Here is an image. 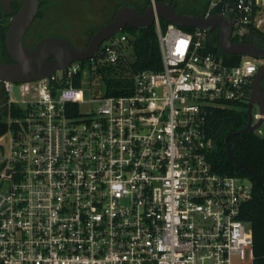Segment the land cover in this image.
<instances>
[{"label": "built area", "instance_id": "2783aa9c", "mask_svg": "<svg viewBox=\"0 0 264 264\" xmlns=\"http://www.w3.org/2000/svg\"><path fill=\"white\" fill-rule=\"evenodd\" d=\"M214 13L231 17L234 40L264 34V0H208L203 15ZM154 24L162 67L131 72L124 93L98 91L90 77L133 59L124 29L86 65L2 80L16 114L0 136V264H254L243 218L253 182L213 169L205 121L210 106L249 102L260 64L227 62L204 29ZM80 69L82 86L56 83ZM85 89L98 102L89 113Z\"/></svg>", "mask_w": 264, "mask_h": 264}, {"label": "trees", "instance_id": "16d2710c", "mask_svg": "<svg viewBox=\"0 0 264 264\" xmlns=\"http://www.w3.org/2000/svg\"><path fill=\"white\" fill-rule=\"evenodd\" d=\"M63 1L65 0H41L36 17L43 18L45 15V9L52 10L54 15L60 14ZM168 1L173 4L174 2H177L174 5L176 9L181 12H190L202 15L204 13V8L202 10L188 8L184 6L180 0ZM77 2L80 1L78 0ZM150 2L151 0H145L144 7H140L136 3L132 4L135 5L140 11H143ZM20 3L21 0H14L12 3V10L8 13L4 12L2 14L6 13L8 16L12 15L19 8ZM123 3L127 2H122L121 0L115 2L116 6L112 15L108 17L104 23L113 18L117 8ZM177 4L181 5V7L177 6ZM160 19L162 25L167 24L165 19ZM1 21L4 22V26H2V32L0 36V50L2 55L0 61H13L6 48L4 40L5 33L8 28V17L7 19L3 18ZM98 27L90 29L88 32L89 37L90 33L95 31ZM184 28L187 30L195 29L194 26H187ZM219 31V27H217L214 30L208 32V40L212 50L221 54L227 62L232 64L238 63L241 60L242 55L229 54L221 49L219 43ZM124 32L129 35L130 42L133 46V59L129 61L128 65H126V63L120 62L115 65L98 67V69L91 73L90 76L91 78L96 77V82L93 84L94 87L98 91L103 89L105 94H120L126 92L132 82L131 72L144 68L161 69L162 67L161 48L154 23L142 29L127 25L124 28ZM83 47H85V45ZM86 63L87 59L82 60L83 65H86ZM83 78L84 74L82 69L75 72L71 78H69L66 72L63 71L61 78H59L56 83L60 85L72 84L75 86H82ZM67 107L72 108L77 112L79 109V104L72 102L68 103ZM247 108L248 102L244 101L232 102L231 105L227 106H210L208 108L205 128L208 135L213 140V147L209 151L208 157L213 169L216 171L225 174L247 176L252 180L254 186L253 198L243 209V218L249 221L252 226L255 253L254 264H264V183L251 173H248L242 165L237 163L229 155L226 144V136L230 134L229 141L233 154L247 167L256 171L264 178V134H259L254 130L243 133H233L246 124L248 119ZM8 111H10L13 115L16 114L13 106H8L7 113ZM7 128L8 122L5 120H0V136L7 131Z\"/></svg>", "mask_w": 264, "mask_h": 264}, {"label": "water", "instance_id": "95a60500", "mask_svg": "<svg viewBox=\"0 0 264 264\" xmlns=\"http://www.w3.org/2000/svg\"><path fill=\"white\" fill-rule=\"evenodd\" d=\"M39 7L40 0H21L19 8L9 17L4 40L13 61H0V81L20 82L50 77L75 60L92 57L107 37L127 25L139 29L146 28L154 23L156 16L182 27L194 26L208 32L219 27V43L224 52L264 58V46L257 44L252 37L247 41L232 38V19L229 15L214 13L206 16L181 12L168 0H151L143 11L131 3L121 4L112 19L91 32L88 43L83 48H78L70 38L58 34L43 35L29 47L24 44V37ZM263 78L264 65H261L256 71L249 95L247 122L233 133L255 131L261 125V119L254 121L253 107L257 103L260 112L264 113V91L261 89ZM229 136L230 134L226 136L229 155L248 173L264 183V178L259 173L247 167L233 154Z\"/></svg>", "mask_w": 264, "mask_h": 264}, {"label": "rangeland", "instance_id": "374dc122", "mask_svg": "<svg viewBox=\"0 0 264 264\" xmlns=\"http://www.w3.org/2000/svg\"><path fill=\"white\" fill-rule=\"evenodd\" d=\"M11 0H0L2 2L3 9H6ZM78 0H65L61 5V13L55 14L52 10L45 9V15L40 21H36L35 25L30 29L27 35L28 43H32L35 39L46 34H59L66 36L72 40L74 45L81 48L83 47L88 38L89 31L92 28L100 26L110 17L116 6L115 2L118 0H88L77 2ZM127 3H136L140 7H144L145 0H121ZM184 1V0H180ZM202 5H205L208 0H194ZM132 56V53L129 54ZM0 50V59H1ZM253 59L260 64L262 61L260 58L253 57ZM103 88V87H102ZM248 101V100H247ZM98 106L97 101L90 100V93L88 89H85L82 94V102H80V110L82 113H89L91 109H96ZM260 112L257 103L254 104L253 113ZM257 119V118H256ZM255 119V120H256ZM264 134V124L260 127ZM1 141L5 144L6 139L1 138Z\"/></svg>", "mask_w": 264, "mask_h": 264}, {"label": "flooded vegetation", "instance_id": "af4514ba", "mask_svg": "<svg viewBox=\"0 0 264 264\" xmlns=\"http://www.w3.org/2000/svg\"><path fill=\"white\" fill-rule=\"evenodd\" d=\"M14 0H11L9 2V5L7 6L6 9H3V4L1 2L0 4V36H1V32H2V26H4V22L1 21L3 18L4 19H7L8 17V22H9V17L11 16H8L6 13L5 14H2L4 12H10L12 10V3H13ZM41 2V0H40ZM177 2H174V4H176ZM181 3L188 7V8H194V9H198V10H202L204 8L205 5H202L201 3H198L194 0H184V1H181ZM177 6H180L181 5H178ZM38 13V12H37ZM37 16V14H36ZM35 16L33 22L31 23L25 37H24V44L27 45V46H32L34 45V43L36 42L35 39L32 41V43H28V40H27V35L29 34L30 32V29H32V27L35 25L36 21H40L41 18H37ZM91 34V33H90ZM90 38V37H89ZM89 40V39H88ZM257 44L261 45V46H264V35L263 36H260V37H254L253 39ZM88 42V41H87ZM87 45V43L85 44V46ZM261 59V63H260V66L261 65H264V58H260ZM259 66V67H260ZM261 89L264 91V78L262 80V83H261ZM7 107H8V104H7V96H6V93L4 92V88H3V84H2V81H0V120H5L7 121L8 117H9V111L7 113ZM8 122V121H7Z\"/></svg>", "mask_w": 264, "mask_h": 264}]
</instances>
